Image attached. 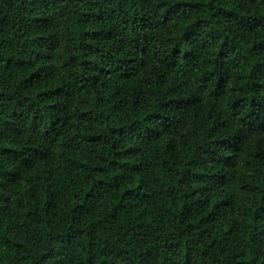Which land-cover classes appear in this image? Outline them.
I'll return each mask as SVG.
<instances>
[{
  "label": "trees",
  "instance_id": "16d2710c",
  "mask_svg": "<svg viewBox=\"0 0 264 264\" xmlns=\"http://www.w3.org/2000/svg\"><path fill=\"white\" fill-rule=\"evenodd\" d=\"M0 264H264V0H0Z\"/></svg>",
  "mask_w": 264,
  "mask_h": 264
}]
</instances>
